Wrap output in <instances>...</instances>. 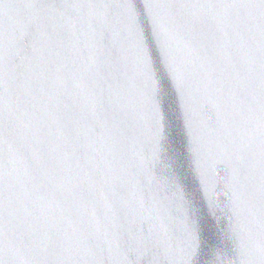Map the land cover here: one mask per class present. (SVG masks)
I'll return each mask as SVG.
<instances>
[{
	"label": "water",
	"instance_id": "95a60500",
	"mask_svg": "<svg viewBox=\"0 0 264 264\" xmlns=\"http://www.w3.org/2000/svg\"><path fill=\"white\" fill-rule=\"evenodd\" d=\"M0 11L8 20L7 31L0 29L2 54L14 81L18 58L28 55L19 27L24 13L12 3ZM62 11L89 21L92 34L81 38L80 57L96 53L98 68L118 78L130 108L121 168L124 181L143 197L134 217L136 231L128 241L108 238L117 226H109L101 210L92 209L89 216L85 208L84 216H74L80 228L76 236L64 226L65 242L40 252L22 238V213L13 207L0 264H264L261 11L177 9L167 0ZM225 16L243 21L246 41L230 106L202 70L200 56L186 46L184 25L189 17ZM16 102L10 90V108ZM222 107L224 120L218 115ZM7 154L15 205L21 186L28 187V151L19 134L10 136ZM241 160L247 164L243 182ZM40 195L46 202L47 194ZM47 211L56 217L55 208Z\"/></svg>",
	"mask_w": 264,
	"mask_h": 264
},
{
	"label": "snow or ice",
	"instance_id": "6c2138e0",
	"mask_svg": "<svg viewBox=\"0 0 264 264\" xmlns=\"http://www.w3.org/2000/svg\"><path fill=\"white\" fill-rule=\"evenodd\" d=\"M9 3L24 13L19 27L28 55L18 58L15 80L10 81L0 40V253L7 244L13 207L22 213V238L40 252L65 242L64 226L76 236L80 228L74 216H84L85 208L89 216L92 209L101 210L109 226H117L116 235L108 238L128 241L135 235L134 217L143 199L124 181L121 168L125 141L131 132L130 108L118 78L98 68L96 53L90 50L85 58L80 57L81 38L92 34L89 21L62 11L122 9L126 0H0V9ZM167 3L177 9L256 8L264 16V0ZM78 23L84 24V30L77 28ZM184 25L189 35L186 46L200 56L202 70L230 106L234 103L236 69L243 59L239 50L246 43L243 21L227 16L189 17ZM7 27L8 20L0 11V29L6 32ZM260 37L264 72V29ZM10 90L17 96L14 109L10 108ZM218 115L226 119L223 107ZM13 134L21 136L28 151V187L21 186L15 205L10 198L7 154ZM246 175L247 164L241 160L238 177L243 182ZM40 193L47 194L46 202ZM51 208L56 210L55 218L47 211Z\"/></svg>",
	"mask_w": 264,
	"mask_h": 264
}]
</instances>
